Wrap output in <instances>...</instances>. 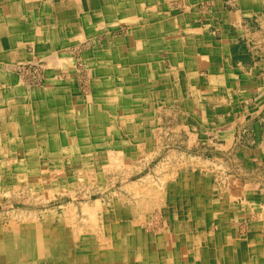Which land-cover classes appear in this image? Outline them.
<instances>
[{
	"label": "bare ground",
	"instance_id": "obj_1",
	"mask_svg": "<svg viewBox=\"0 0 264 264\" xmlns=\"http://www.w3.org/2000/svg\"><path fill=\"white\" fill-rule=\"evenodd\" d=\"M184 1L180 5L181 0H175L172 5L179 9L191 6L190 0ZM199 1L211 0H195L196 7ZM111 3L115 11L122 5L121 1ZM56 19L45 22L44 27L35 20L24 23L22 35L27 39L14 40L10 49L0 53V171L9 169V173L30 178L36 188L43 179L52 178L51 165L57 172L64 166H70L68 171L108 167L113 165L108 156L118 157L124 149L134 154L131 142L142 140L145 125L153 123L148 113L157 110L160 100L151 89L153 64L130 58L110 43L100 45L95 36L104 29L94 26L88 14L81 18V27H75L76 39L68 34L69 29L57 28ZM46 36L54 41H45ZM28 39L32 52L27 49ZM83 45L78 58L76 53ZM23 63H39L55 76L48 75V86L30 83L23 75L29 76L22 70ZM58 71L65 78L59 79ZM83 71L88 76L84 87L79 80ZM109 145L117 147L106 149ZM11 155L14 168L6 165ZM172 191L175 194L158 202V208L156 203L145 209L148 214H140L144 221L126 219L123 211L119 216L105 211L97 216L92 229H86L77 216L71 221L65 217L56 220V211H52L47 224L26 222L12 230L0 227V264H264L261 203L249 204L262 212L259 221L248 218L253 229L245 236L239 220L235 218L238 225H231L240 207H227L224 198L213 196L216 190L206 191L204 185L186 177ZM165 220L170 236L164 230ZM184 221L195 226V249L188 248Z\"/></svg>",
	"mask_w": 264,
	"mask_h": 264
},
{
	"label": "rangeland",
	"instance_id": "obj_2",
	"mask_svg": "<svg viewBox=\"0 0 264 264\" xmlns=\"http://www.w3.org/2000/svg\"><path fill=\"white\" fill-rule=\"evenodd\" d=\"M225 2L227 7H236L234 0H225ZM210 3L207 1L202 5L206 6ZM248 24L249 27L244 28L237 35L232 34V38L236 39L240 35V39L231 44L234 56L232 64L237 65L243 62L245 66L252 68L258 62L256 73L262 75L261 80L264 82V12L251 15ZM210 26V31L216 32L218 36L222 35L216 24L210 22ZM84 46L80 52L76 53L78 58H81ZM158 54L168 57L167 50H160ZM20 65L22 70L29 72V76L23 75L26 80L30 79V83L46 85L49 76L54 75V73H47L39 66V63ZM79 65L82 66L80 63ZM61 76L65 78L66 75L58 71L57 77L60 79ZM79 80L82 87L87 86L88 76L85 71L82 72V76H79ZM248 103L247 98L241 106L239 105V109L233 106L232 113L235 112L233 115L235 119L230 117L225 122L219 123L216 117L224 114V109L220 107L218 109L220 105L218 99L208 100L207 109L211 110H209L208 119L214 123L205 124L203 127L194 119H189V123L185 125V113L173 107L171 102L165 105L163 103L159 110L153 108L149 111L148 118L153 123L145 125L141 132L142 140L138 143L131 142L134 146V154L131 150L124 149L118 157L108 156L113 162V165L108 167L83 166L80 169L68 171L70 166H64L59 168L62 171L59 173L57 169L55 170L56 166L51 165L49 170L52 178L43 179L38 189L30 178L9 173V169L0 171V227L12 230L14 225L26 222L43 221L47 224V215L52 211H56L54 217L56 220L65 217L71 221L77 216L76 220L81 221L86 229H92L97 216H102L105 211L107 213L115 211L118 216L123 211L126 219L144 221L140 214H146L145 209L156 203L158 208V202L169 194L174 195L175 191L172 189L180 182L183 183L187 177L194 183L204 185L206 191L216 190V193L213 192L216 195L213 196L224 198L227 207H240V210H237L239 213L236 215L232 213L235 217L231 225L235 226L240 222L238 225L240 231L248 236L249 231L253 229L252 224L248 223V218L259 221L262 211L250 206L252 203L250 204L251 200L246 197L247 191L251 189L255 192L258 187L260 192L258 195L261 198L257 201L264 206V161H251V155L246 151L247 146L256 147V140L260 133L254 124L260 121L264 126V111L261 113L248 111ZM208 119L205 121L208 122ZM232 120L237 121L234 135H221L223 130L233 127ZM114 137L119 138L118 135ZM116 147L109 145L106 149L114 150ZM13 160L14 156L7 157V167L14 168ZM247 185L252 186L244 188ZM259 207L263 209L261 205ZM211 210L214 213L215 210L213 208ZM148 219L150 223H153L152 216ZM166 223L165 220L164 224ZM184 223L188 226L187 221ZM164 227L167 236H170L171 229L169 230L168 224ZM191 234L189 232L188 248L190 249L192 245H195ZM260 234V237L264 239V230H261ZM196 258L197 255H194V259Z\"/></svg>",
	"mask_w": 264,
	"mask_h": 264
},
{
	"label": "crops",
	"instance_id": "obj_3",
	"mask_svg": "<svg viewBox=\"0 0 264 264\" xmlns=\"http://www.w3.org/2000/svg\"><path fill=\"white\" fill-rule=\"evenodd\" d=\"M114 1L122 4L116 11L111 9V0H50L46 5L44 0H0V53L10 49L14 40L25 41L23 24L34 20L44 27L45 22L57 18V28L69 29L68 34L76 39L75 27H81V18L88 14L94 26L104 29L96 32V39L102 42L100 45L110 43L111 48L119 47L130 58L154 65L151 89L160 99L156 107L159 110L163 103L171 102L185 113V125L189 119L198 121L201 126L214 123L208 119L211 110L207 109L206 102L210 99H218V109H224L225 113L216 117L219 123L230 117L235 119L233 106L239 109L247 98L248 111H264V82L262 75L256 73L258 62L252 68L243 62L234 65L231 51V44L240 39V35L236 39L232 34L237 35L249 27L251 15L264 12V0H234L236 7L232 8L225 5V0H213L206 6L199 1L198 7L195 0H190L191 6L180 9L172 5L175 0ZM127 14L130 15L127 17ZM210 22L221 30V36L210 31ZM44 39L54 41L48 36ZM28 40L27 49L32 52L34 47ZM160 50H167L168 57L159 55ZM232 121L233 127L223 130L221 135H234L237 121ZM254 125L260 134L256 147L247 146L246 151L251 161L260 162L264 161V126L260 121ZM247 186L244 188L252 185ZM250 190L246 194L250 203H260L258 187L255 192ZM184 230L186 234L192 233L197 241L194 225L184 223Z\"/></svg>",
	"mask_w": 264,
	"mask_h": 264
}]
</instances>
